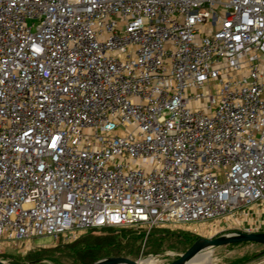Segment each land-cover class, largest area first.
<instances>
[{"label": "built area", "instance_id": "built-area-1", "mask_svg": "<svg viewBox=\"0 0 264 264\" xmlns=\"http://www.w3.org/2000/svg\"><path fill=\"white\" fill-rule=\"evenodd\" d=\"M259 204L264 0H0V251Z\"/></svg>", "mask_w": 264, "mask_h": 264}, {"label": "rangeland", "instance_id": "rangeland-1", "mask_svg": "<svg viewBox=\"0 0 264 264\" xmlns=\"http://www.w3.org/2000/svg\"><path fill=\"white\" fill-rule=\"evenodd\" d=\"M259 210V209H258ZM258 215V212L256 213ZM240 214L236 222L216 221L189 225L159 227L149 233L142 228L123 229L129 235L140 236L138 240L129 237L115 248L106 249L102 258L125 257L132 261L148 260L153 264H168L184 254L198 239H212L231 232L264 233V220L252 223ZM239 221V223H237ZM87 233L75 240L41 238L16 246H5L0 251V260L6 264H82L77 255V242ZM101 236H109L103 233ZM264 247L254 244H235L216 249L210 264H253L264 256L259 254ZM96 260V261H97Z\"/></svg>", "mask_w": 264, "mask_h": 264}, {"label": "water", "instance_id": "water-1", "mask_svg": "<svg viewBox=\"0 0 264 264\" xmlns=\"http://www.w3.org/2000/svg\"><path fill=\"white\" fill-rule=\"evenodd\" d=\"M197 243H205L209 248L207 252L212 253L219 248L235 245V244H254L264 247V233H242V232H231L219 235L212 239H198L193 245L175 261L168 264H192L197 258L190 256V253ZM264 256V250L259 254ZM140 261H132L125 257H113V258H102L92 264H138ZM0 264H6L0 260Z\"/></svg>", "mask_w": 264, "mask_h": 264}, {"label": "trees", "instance_id": "trees-1", "mask_svg": "<svg viewBox=\"0 0 264 264\" xmlns=\"http://www.w3.org/2000/svg\"><path fill=\"white\" fill-rule=\"evenodd\" d=\"M103 233H108L109 236H101ZM129 237L136 241L140 236L128 235L123 229L102 228L92 230L77 242L78 259L82 264H92L106 249L118 247L120 242Z\"/></svg>", "mask_w": 264, "mask_h": 264}, {"label": "bare ground", "instance_id": "bare-ground-1", "mask_svg": "<svg viewBox=\"0 0 264 264\" xmlns=\"http://www.w3.org/2000/svg\"><path fill=\"white\" fill-rule=\"evenodd\" d=\"M208 246L205 243H197L192 249L190 256L197 257L192 264H210L211 256L208 251ZM138 264H153L152 262L145 260L141 261Z\"/></svg>", "mask_w": 264, "mask_h": 264}, {"label": "crops", "instance_id": "crops-1", "mask_svg": "<svg viewBox=\"0 0 264 264\" xmlns=\"http://www.w3.org/2000/svg\"><path fill=\"white\" fill-rule=\"evenodd\" d=\"M259 209V210H258ZM258 212V215L256 214ZM244 216L248 217L247 221H250L252 223H257L261 218L264 220V204H259L255 206H251L249 208H246L243 211ZM242 213V215H243ZM237 221V220H236ZM258 262H255L253 264H264V258L257 260Z\"/></svg>", "mask_w": 264, "mask_h": 264}]
</instances>
